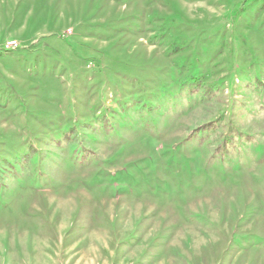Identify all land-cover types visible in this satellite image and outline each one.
<instances>
[{"label": "rangeland", "instance_id": "obj_1", "mask_svg": "<svg viewBox=\"0 0 264 264\" xmlns=\"http://www.w3.org/2000/svg\"><path fill=\"white\" fill-rule=\"evenodd\" d=\"M0 264H264V0H0Z\"/></svg>", "mask_w": 264, "mask_h": 264}]
</instances>
